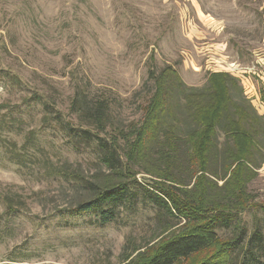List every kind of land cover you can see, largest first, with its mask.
Wrapping results in <instances>:
<instances>
[{"label":"rangeland","instance_id":"rangeland-1","mask_svg":"<svg viewBox=\"0 0 264 264\" xmlns=\"http://www.w3.org/2000/svg\"><path fill=\"white\" fill-rule=\"evenodd\" d=\"M152 62L157 70L172 66L194 88L205 86L210 73H228L264 118V0H0V117L14 122L11 132L9 124L0 131V264H127L170 233L144 205L104 227L90 214L66 213L84 189L48 166L71 167L101 184L119 176L100 165L92 148L74 147L51 117L43 123L45 111L33 100L39 95L52 102L73 125L75 88L106 100L107 133L101 136L108 139L142 122L153 92ZM31 132L37 149L17 165L7 146L20 147ZM119 145L123 178L166 182L146 156L131 161L122 140ZM255 172L247 190L255 204H264V161ZM258 216L249 208L242 219L250 229ZM198 255L199 261L206 257Z\"/></svg>","mask_w":264,"mask_h":264},{"label":"trees","instance_id":"trees-1","mask_svg":"<svg viewBox=\"0 0 264 264\" xmlns=\"http://www.w3.org/2000/svg\"><path fill=\"white\" fill-rule=\"evenodd\" d=\"M147 75L153 92L143 107L142 122L117 129L108 139L101 136L107 133L110 106L106 100L91 99L82 88H75L69 105L77 122L73 125L65 124L52 102L34 96L45 111L43 123L51 117L63 126L74 147L92 148L100 165L119 176L101 184L86 181L71 167L48 166L53 175L58 173L84 189V197L66 213L90 214L96 225L104 227L129 208H153L162 231H171L127 264H264V204H255L247 190L264 161V118L243 95L238 79L228 73H210L201 88L186 86L169 65L157 70L152 62ZM10 122L0 117V131L9 124L7 132H11L14 122ZM25 139L20 147L7 146L10 158L20 166L37 149L34 132ZM120 140L128 159L146 156L156 168L154 175L166 182L145 184L134 174L123 178ZM3 201L11 211L10 200ZM249 208L261 214L250 229L242 219ZM222 231L232 235L221 237ZM202 253L204 260H197Z\"/></svg>","mask_w":264,"mask_h":264}]
</instances>
